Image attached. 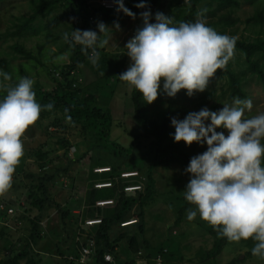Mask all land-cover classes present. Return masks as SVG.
<instances>
[{
  "label": "rangeland",
  "instance_id": "374dc122",
  "mask_svg": "<svg viewBox=\"0 0 264 264\" xmlns=\"http://www.w3.org/2000/svg\"><path fill=\"white\" fill-rule=\"evenodd\" d=\"M233 1L235 4L227 9L213 12L217 8L216 1L203 0L196 10L197 13L203 12L202 18L207 25L220 34L246 42L263 39L264 0ZM141 2L146 7L137 9L135 19L129 17L119 21V30L109 21L111 15L106 20L94 18L90 30L98 31L97 24L100 22L112 29L107 33L108 44L97 49L100 56L96 66L89 59L90 50L85 62L79 64L68 79L78 97H93L90 107L110 110L113 117L111 141L127 148L137 138L141 152H145L152 139L141 136L142 129L133 119L132 87L119 79V75L130 65L124 47L132 38V27L135 24L142 27V12L150 11L149 22L154 23L157 12L171 16L177 10L188 9L190 0H131L130 6ZM40 6L42 10L34 16ZM211 13L213 16H210ZM73 18L63 0H0V71L10 74L11 81L18 82L20 77L30 78L34 81L33 87L50 89L60 83V71L69 63L71 56V44L65 41L64 33L69 34L70 41L72 30L79 29V23ZM102 38H105L103 34ZM14 46L22 47L29 57L15 51ZM227 72L239 79L244 100L252 102V109L246 111L245 116L264 113V80L248 70L244 54L236 50L226 70H218L203 92L189 97L181 90L170 98L164 93L161 82L160 94L148 104L147 112L149 119L156 121L169 114L170 125L165 143L174 142L172 118L183 120L188 113L199 112L203 108L219 112L224 105H233L236 97L229 99V92L225 93ZM5 94L0 91V96ZM205 124L207 126L210 121H205ZM216 131L224 130L217 128ZM224 134L227 135V132L224 131ZM22 139L24 156L16 168L10 191L5 197H0V261L28 246L34 264H70L69 257L77 255L88 238L94 239L98 226L85 229L81 221L103 219L112 213L111 209H95L91 199L94 186L114 183L113 186L119 189L121 183L117 177L122 178L121 175L135 169L144 173L151 159L132 155L122 159L121 167L113 169L111 175L97 174L95 171L106 167L103 162L106 158L114 160L109 155V149L98 148L90 129L68 123L59 112L39 116ZM182 150L192 158L205 152L207 145L193 143L186 146L182 142ZM149 174L153 189L143 206V233L136 232L137 224L124 228L114 226L109 231V243L116 253V264H156L154 259L158 256L162 258L160 264H227L232 260H237L235 264H264V259L247 255L254 247L251 239L239 243L225 239L221 251L212 255L216 239L213 228L199 216L191 221L187 219V211L193 206L185 201L184 190L191 177L182 167L178 164L167 168L159 165L152 167ZM49 176H52V181L45 184L48 196L68 212L66 221L69 225L65 227L61 224L55 207L45 206L38 225L41 239L30 246L31 221L38 216L36 204L41 198L37 186L41 179ZM142 182L138 174L133 184L124 186L141 185ZM184 205L189 208L178 219V211ZM9 208L13 210L12 214L7 212ZM131 213L137 214L138 209L132 208ZM97 224L100 225V222ZM133 236L138 241V253L127 248V239ZM18 264L27 262L21 260ZM86 264L98 263L91 256Z\"/></svg>",
  "mask_w": 264,
  "mask_h": 264
},
{
  "label": "clouds",
  "instance_id": "9594fccd",
  "mask_svg": "<svg viewBox=\"0 0 264 264\" xmlns=\"http://www.w3.org/2000/svg\"><path fill=\"white\" fill-rule=\"evenodd\" d=\"M114 2L118 12L135 19L123 0ZM136 7L146 5L141 2ZM140 15L143 25L124 47L130 65L119 79L134 88L146 104L158 98L161 82L170 98L181 90L189 97L205 91L217 71L226 70L235 57L236 38L208 26L203 12L197 14L195 22L181 21L178 26L161 12L155 14L154 23L149 22L150 11ZM114 28L119 30V24ZM97 29L72 30L71 41L64 33L65 41L80 45L85 54L91 50L93 66L100 56L97 49L108 44L107 33L112 30L103 22ZM0 78V91L6 93L0 100V197H5L24 156L22 138L40 113L50 111L53 105L42 107L36 101L32 79L20 77L12 85L11 75L3 71ZM251 109V100L235 98L232 106L224 105L219 112L203 108L188 113L183 120L172 118L171 125L174 142L207 145L205 152L190 159L185 170L191 178L184 199L193 206L187 211V219L199 216L229 242L251 239L252 255L264 259V113L246 117ZM205 121L210 124L206 126Z\"/></svg>",
  "mask_w": 264,
  "mask_h": 264
},
{
  "label": "trees",
  "instance_id": "16d2710c",
  "mask_svg": "<svg viewBox=\"0 0 264 264\" xmlns=\"http://www.w3.org/2000/svg\"><path fill=\"white\" fill-rule=\"evenodd\" d=\"M67 4L72 16L79 23V30H90L91 25L89 24V17L93 16L95 19L106 20L108 18L112 24L118 23L128 16L124 15L123 12H118L116 10L106 11L99 8L95 4H90L86 0H63ZM203 0H190L189 8L185 10H177L175 14L170 17L173 18L174 24L183 22H195L197 19L196 6ZM217 3V8L215 11L225 10L231 5H234L233 0H214ZM131 0H128L124 5L127 9L135 14L137 7L130 6ZM139 4V3H138ZM42 7L40 6L35 12L34 16L38 15ZM213 16V13L210 14ZM33 18V16H32ZM71 41V40H70ZM71 56L69 58V63L64 65L60 71L61 82L57 83L53 88L44 89L40 86L33 87L35 92V99L43 107L51 103L53 105L52 109L44 110L40 113L41 117L47 116L53 112H59L61 116L74 125H81L84 128L90 129L93 132L94 138L97 143V147H105L109 149V155L114 158H106L103 162L106 167H109L110 172L106 173L111 175L113 169L121 167L122 159L127 157H132L136 155L138 157H150L151 161L148 165L147 170L142 173L139 169H135L134 172L139 174L143 182L141 183V190L134 192L132 194H126L122 191V186L126 183H122V180L117 177L121 185L119 189H116L113 183L111 188L105 189H93L92 190V202L95 207L96 201H107L113 199V205L105 208H99L101 210L111 209L107 216L101 219V224L96 227L94 232V240L96 242V250L93 258L98 264H103V254L110 253L114 260L116 253L114 252L113 246L111 247L109 243V231L114 226H119L121 223H126L131 219L136 220V232L138 234L143 233V206L147 200L148 195L153 189V180L150 177L149 171L155 166L169 167L171 164H178L182 167L183 171L189 165L190 157L182 150V142L180 143H165L168 136V129L170 125V116L165 115L159 121L151 120L148 117V104L145 103L142 96L134 89H131L130 99L133 106V119L135 123L142 129V137H150L152 140L147 145L145 152H141L140 145L137 142V138L134 139L127 148H123L118 143L111 141V129L113 125V117L109 109H99L95 107H90L89 102L93 100L91 95L85 97H78L77 93L71 88V83L68 79L70 74L76 69V67L85 62L88 54H85L81 50V46L71 42ZM13 49L20 53L22 56L28 58L29 54L24 51L22 47L14 46ZM235 50L240 51L244 54L248 70L256 75L260 80H264V38L256 40L254 42H246L243 40L236 39ZM90 51V50H89ZM258 56L257 58H255ZM253 58H255L253 60ZM227 89L225 93L229 92L227 98L231 99L233 97L244 100V94L240 89V81L231 72H227ZM18 83L17 81H11L12 85ZM6 95V94H5ZM5 95L0 96V100L4 98ZM65 109L68 111L65 112ZM101 145V146H100ZM188 174V173H187ZM52 181V176L41 179L38 184L39 194L41 198L37 199L36 204L38 209V216L31 221V235L29 245L36 244L38 240L41 239L38 231V225L41 215L45 209V206L55 207L60 218V222L65 227H68L69 222L66 221L68 217V212L62 209L57 203L49 198L45 184ZM102 181V180H98ZM95 182V181H94ZM135 179L129 181V183H134ZM118 193L116 195V191ZM115 196V197H114ZM136 207L138 209L137 214H132L131 209ZM187 205L181 207L178 211V219H181L184 212L188 209ZM97 209V208H95ZM98 210V209H97ZM213 235L215 236V243L212 249V255H216L222 249V245L225 243L226 238H221L218 236L217 232L213 230ZM100 243L103 245H100ZM138 241L135 236L127 239V248L134 253H138L137 250ZM100 246V247H99ZM27 248L14 253L10 258L0 261V264H18L21 260H26L27 264H34L33 260L29 255ZM249 257H253L252 250L247 253ZM75 255L74 257H76ZM91 257V256H90ZM89 257V258H90ZM69 260V259H68ZM237 260H232L227 264H235ZM70 264H77L69 260ZM87 263V262H86ZM85 263V264H86Z\"/></svg>",
  "mask_w": 264,
  "mask_h": 264
},
{
  "label": "built area",
  "instance_id": "2783aa9c",
  "mask_svg": "<svg viewBox=\"0 0 264 264\" xmlns=\"http://www.w3.org/2000/svg\"><path fill=\"white\" fill-rule=\"evenodd\" d=\"M86 1H88V3H90V4H95L99 8L106 10V11H112V10L117 9L114 0H86ZM127 1L128 0H123L124 5L127 3ZM88 19H89V24L92 25L94 23V17L90 16ZM138 28H139V26L137 24H135L132 27V29H131V37L132 38H133V36H134V34ZM98 170H104V171L103 172L102 171H95V172H98L97 174H104V173L110 172L109 167H103V168H100ZM130 174H134V175L131 177H123V175H124L123 174V175H121L122 178H120V180H122V182L126 183V184H133V183H129V181L132 179H137L138 174L136 172H130ZM99 182H101V181H99ZM100 185H104V186L100 187ZM111 187H112V183H109V184L106 183V185L103 183H99V184L94 186V188L97 190L105 189V188H111ZM130 189H132L133 191H130ZM141 189L142 188L140 185H135V186H124L123 185L122 186V191L126 194H132L134 192L140 191ZM112 205H113V199L107 200V201H96L95 202V208H97V209L105 208V207L112 206ZM7 212L9 214H12L13 210L11 208H9L7 210ZM96 221L98 223L100 222V224H101V219H98V220H94V219L88 220L87 219V220L81 221V225L85 229H90V228L95 227L96 225H99V224L92 225ZM135 222H136L135 219H131L130 221H128L126 223H121L120 226L122 228L128 227V226H133L134 224H136ZM126 225H128V226H126ZM95 250H96L95 240L93 238H88L86 240V242L82 244L81 250L78 252L77 256L76 257L70 256L69 260L73 261L74 263H77V264H85L87 262L88 258L90 256L94 255ZM164 252H166V251H164ZM161 260H162L161 256L155 257V259H154L156 264H160ZM103 264H116V263L114 262V258L110 253H104L103 254Z\"/></svg>",
  "mask_w": 264,
  "mask_h": 264
},
{
  "label": "bare ground",
  "instance_id": "6f19581e",
  "mask_svg": "<svg viewBox=\"0 0 264 264\" xmlns=\"http://www.w3.org/2000/svg\"><path fill=\"white\" fill-rule=\"evenodd\" d=\"M98 171H104V170H98ZM134 174H130V173H128V174H124L123 175V177H131V176H133ZM106 185V184H105ZM104 185H100V187H103ZM130 191H133L132 189H130ZM98 222L96 221L95 223H93L92 225H94V224H97ZM130 225V224H129ZM126 226H128V225H126Z\"/></svg>",
  "mask_w": 264,
  "mask_h": 264
}]
</instances>
